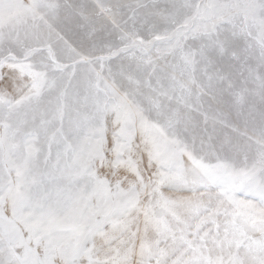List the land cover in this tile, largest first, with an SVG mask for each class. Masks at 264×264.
I'll return each instance as SVG.
<instances>
[{
    "label": "snow or ice",
    "instance_id": "snow-or-ice-1",
    "mask_svg": "<svg viewBox=\"0 0 264 264\" xmlns=\"http://www.w3.org/2000/svg\"><path fill=\"white\" fill-rule=\"evenodd\" d=\"M0 264H264V0H0Z\"/></svg>",
    "mask_w": 264,
    "mask_h": 264
}]
</instances>
